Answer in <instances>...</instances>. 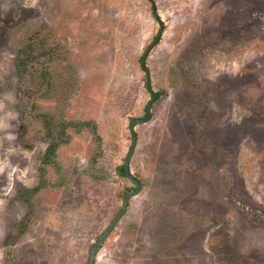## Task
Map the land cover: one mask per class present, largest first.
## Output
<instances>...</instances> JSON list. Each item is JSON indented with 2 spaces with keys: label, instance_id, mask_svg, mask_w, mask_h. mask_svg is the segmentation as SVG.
Returning a JSON list of instances; mask_svg holds the SVG:
<instances>
[{
  "label": "rangeland",
  "instance_id": "1",
  "mask_svg": "<svg viewBox=\"0 0 264 264\" xmlns=\"http://www.w3.org/2000/svg\"><path fill=\"white\" fill-rule=\"evenodd\" d=\"M147 81L94 264H264V0H0V264L87 263Z\"/></svg>",
  "mask_w": 264,
  "mask_h": 264
},
{
  "label": "water",
  "instance_id": "2",
  "mask_svg": "<svg viewBox=\"0 0 264 264\" xmlns=\"http://www.w3.org/2000/svg\"><path fill=\"white\" fill-rule=\"evenodd\" d=\"M157 40L158 39H155V41L150 46V48L157 43ZM149 49L145 52V54H144V56L142 58V61H141V67L142 68L144 67V60H145V57H146ZM146 85H147V89H148V91H149V93L151 95V100H150V102L148 103V105L146 107L145 115L141 119L133 120V121H131L129 123V133H130L131 144H130L129 151H128V153L126 155V158H125V160L123 162V165H122L124 175H125L126 179H128L131 182V184L134 187V190L132 192H128V193H126L124 195L123 200H122V205H121L118 213L112 219L111 223L106 227V229L102 232V234L98 237L96 242L91 247V249L89 251V254H88V259H87V263L86 264H94V261H95V259L97 257V254L101 250L104 242L106 241V239L108 238L110 233L113 231V229L116 226V224L120 221V219L125 214L129 200L132 197L136 196L139 193L140 189H141L140 183L134 177L131 176L130 171H129V165H130V160H131V157H132V155L134 153L135 146H136V135L134 133V129L133 128H134V126L136 124L146 123V122L149 121L150 116H151L150 115L151 106L156 100L155 93L152 92V90L150 88V84H149L148 81H147Z\"/></svg>",
  "mask_w": 264,
  "mask_h": 264
},
{
  "label": "trees",
  "instance_id": "3",
  "mask_svg": "<svg viewBox=\"0 0 264 264\" xmlns=\"http://www.w3.org/2000/svg\"><path fill=\"white\" fill-rule=\"evenodd\" d=\"M155 96H156V98H158V97H159V94H156V93H155ZM83 125H87V123H84ZM75 127H77V126H75ZM55 148H56V144L53 143V144L48 148V154H53ZM118 171H119V175H121V176H125V175H124V172H123V167H122V165H121L120 167H118Z\"/></svg>",
  "mask_w": 264,
  "mask_h": 264
}]
</instances>
